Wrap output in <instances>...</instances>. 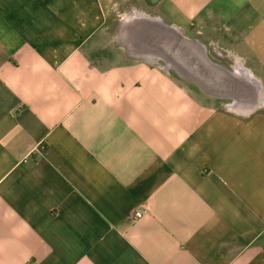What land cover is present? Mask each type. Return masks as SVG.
<instances>
[{"label": "crops", "instance_id": "crops-1", "mask_svg": "<svg viewBox=\"0 0 264 264\" xmlns=\"http://www.w3.org/2000/svg\"><path fill=\"white\" fill-rule=\"evenodd\" d=\"M128 19L223 49L247 96L170 72ZM259 90L264 0H0V264H264V97L226 100Z\"/></svg>", "mask_w": 264, "mask_h": 264}, {"label": "water", "instance_id": "water-1", "mask_svg": "<svg viewBox=\"0 0 264 264\" xmlns=\"http://www.w3.org/2000/svg\"><path fill=\"white\" fill-rule=\"evenodd\" d=\"M127 21L129 41L162 57L181 76L217 95L247 96L248 88L241 84L239 76L209 60L204 48L176 27L155 19Z\"/></svg>", "mask_w": 264, "mask_h": 264}, {"label": "rangeland", "instance_id": "rangeland-1", "mask_svg": "<svg viewBox=\"0 0 264 264\" xmlns=\"http://www.w3.org/2000/svg\"><path fill=\"white\" fill-rule=\"evenodd\" d=\"M115 9H116V7H115ZM117 23H118L117 19L114 20V21L108 22V26L109 27L106 30L107 32L105 33V35L103 37V40H102L103 43H105L106 45L116 42L115 41V37H114V33H115V29H116ZM188 37L190 39H192V40H195V36H190L189 35ZM205 53H206L207 58H209V60H211L212 62H214L216 64H222L223 65L225 63V65H227L228 62H230V57L227 54H225L223 49H220V48H217V47H214V46H207V50L205 51ZM160 61L162 62V64L165 63L164 60H160ZM168 68H169L170 72L180 76V74L175 70V68L169 67V66H168ZM228 68L233 73H235V72L236 73H238V72L241 73V71H244V70H241L238 67L237 68L228 67ZM189 82H192L194 85L196 84V82L192 81V80H190ZM259 96H261L262 98L264 97L260 90L257 91V92H254L253 96L251 98L247 99V100H240V99H236V100L226 99V100L228 101V103H231L232 104L231 107L235 108V109L244 108V107H246L248 105H250L249 107H253V106L256 107V105L258 103L262 102L261 98H260V100H258ZM262 238H263V242H264V234H263Z\"/></svg>", "mask_w": 264, "mask_h": 264}, {"label": "built area", "instance_id": "built-area-1", "mask_svg": "<svg viewBox=\"0 0 264 264\" xmlns=\"http://www.w3.org/2000/svg\"><path fill=\"white\" fill-rule=\"evenodd\" d=\"M142 214V212L140 210H137L134 212V216L137 218V217H140Z\"/></svg>", "mask_w": 264, "mask_h": 264}, {"label": "bare ground", "instance_id": "bare-ground-1", "mask_svg": "<svg viewBox=\"0 0 264 264\" xmlns=\"http://www.w3.org/2000/svg\"><path fill=\"white\" fill-rule=\"evenodd\" d=\"M137 15H138V13H137ZM141 18V17H140ZM125 27H126V25H125ZM242 72V71H241ZM255 104V103H254ZM256 105V104H255ZM247 109V108H246Z\"/></svg>", "mask_w": 264, "mask_h": 264}]
</instances>
